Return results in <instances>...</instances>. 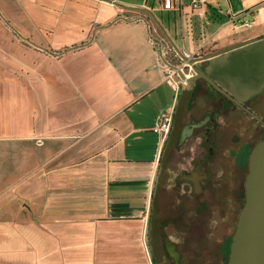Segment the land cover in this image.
Listing matches in <instances>:
<instances>
[{
	"label": "crops",
	"instance_id": "0c3cea01",
	"mask_svg": "<svg viewBox=\"0 0 264 264\" xmlns=\"http://www.w3.org/2000/svg\"><path fill=\"white\" fill-rule=\"evenodd\" d=\"M146 23L173 51L202 55L263 33L264 0H0V264H153L166 158L168 217L203 214L175 177L210 160L209 145L229 161L238 109L201 76L176 94ZM171 107L160 138L152 125Z\"/></svg>",
	"mask_w": 264,
	"mask_h": 264
},
{
	"label": "water",
	"instance_id": "95a60500",
	"mask_svg": "<svg viewBox=\"0 0 264 264\" xmlns=\"http://www.w3.org/2000/svg\"><path fill=\"white\" fill-rule=\"evenodd\" d=\"M192 73L184 76L186 82L203 77L220 93L239 105L257 120L258 115L241 100L264 87V32L245 38L227 47L193 58ZM175 264L178 253L168 246ZM224 264H264V137L255 141L246 154L243 176V201L230 233Z\"/></svg>",
	"mask_w": 264,
	"mask_h": 264
},
{
	"label": "rangeland",
	"instance_id": "374dc122",
	"mask_svg": "<svg viewBox=\"0 0 264 264\" xmlns=\"http://www.w3.org/2000/svg\"><path fill=\"white\" fill-rule=\"evenodd\" d=\"M178 91L179 89L175 93L177 94ZM257 96L260 104L258 111L264 112V88ZM238 114L237 126L251 129L252 140L257 139L259 134L255 127L252 129L251 125H248L251 121L250 118L240 111ZM162 171L163 173H161ZM167 186L168 159L166 158V163L163 159L157 172L152 198V217L148 229L149 252L153 264L172 263V257H166L161 252L160 243L163 240L174 243L179 252L178 261L180 263H182L181 258H183L187 264H223L228 250L230 233L234 226L235 211H215L214 213H207L209 216L204 212L197 220H190L191 218L188 217L186 222L177 220V216L172 211L169 212L170 217H168V207L171 209L170 203L173 197L168 195ZM224 217H229L226 225L222 220ZM204 218L208 220L209 226L204 224ZM213 224L215 226L212 227ZM181 236H187L188 243L175 241V239L179 240ZM193 245L196 246L194 249H192ZM196 248H199L197 252L195 251Z\"/></svg>",
	"mask_w": 264,
	"mask_h": 264
},
{
	"label": "flooded vegetation",
	"instance_id": "af4514ba",
	"mask_svg": "<svg viewBox=\"0 0 264 264\" xmlns=\"http://www.w3.org/2000/svg\"><path fill=\"white\" fill-rule=\"evenodd\" d=\"M205 82L211 91H214L220 95L222 104L224 106L232 104L238 109V111L242 112L244 115L250 118L251 121H249L248 125H251L252 129L253 127H255L256 131L259 134V137L255 140H252V130L244 129V127L240 128L239 126H237V117L234 125L235 131L233 133L235 147L229 154V161L226 160L223 154V143H221L219 146V153L216 152L217 149H214L211 145H209V147L207 148V152L210 156V160H208L206 156H199L197 160H192L189 170L180 171L176 175L175 180L177 182L180 178L190 179V182L193 185V187L190 189V193L200 197L199 210H203V213L205 212L206 215H208L207 213H214L215 211H235V222L237 212L243 201V176L245 173L244 167L246 170V154L255 141L264 137V123L260 120H257L239 105L220 93L206 80ZM261 91L262 89L255 94L245 97L241 101L252 112L258 115L262 120H264V112H262L261 110L258 111L260 104L258 102L257 95ZM226 99L229 102H225ZM213 154L217 155L212 156ZM210 161L213 163L215 161V164L219 165L221 172L218 175L208 169ZM203 222L204 224H207V226H209V222L205 218L203 219ZM211 226L213 227L215 226V224ZM166 242L167 241L165 240L161 241V252L166 257L171 256V264H175L174 258L170 254ZM169 245H173L172 249H174V244L168 241V246Z\"/></svg>",
	"mask_w": 264,
	"mask_h": 264
},
{
	"label": "built area",
	"instance_id": "2783aa9c",
	"mask_svg": "<svg viewBox=\"0 0 264 264\" xmlns=\"http://www.w3.org/2000/svg\"><path fill=\"white\" fill-rule=\"evenodd\" d=\"M161 1L164 7L170 6V0ZM201 1L202 0H190V3L193 7H197ZM243 23L245 25L250 24L248 20H245ZM146 27L148 42L156 50L158 63L162 64L163 78L171 83L174 92H176L181 85L186 83L184 78L179 76L177 69H181L184 76H188L193 72L190 63H188L183 56L186 58L197 57L201 55L200 51H183L181 54L177 53L171 49L170 45L164 40V37H158L153 34L147 23ZM171 121L172 107L169 110L162 109L156 116L154 124L152 125V130L156 132L160 138H163L169 131Z\"/></svg>",
	"mask_w": 264,
	"mask_h": 264
},
{
	"label": "trees",
	"instance_id": "16d2710c",
	"mask_svg": "<svg viewBox=\"0 0 264 264\" xmlns=\"http://www.w3.org/2000/svg\"><path fill=\"white\" fill-rule=\"evenodd\" d=\"M225 102H229L227 99H226V101ZM225 259H226V257H225Z\"/></svg>",
	"mask_w": 264,
	"mask_h": 264
}]
</instances>
